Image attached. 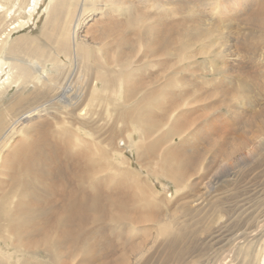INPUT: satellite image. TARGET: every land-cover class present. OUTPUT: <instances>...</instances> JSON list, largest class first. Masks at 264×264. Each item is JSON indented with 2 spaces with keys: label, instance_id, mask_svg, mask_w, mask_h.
Returning <instances> with one entry per match:
<instances>
[{
  "label": "bare ground",
  "instance_id": "obj_1",
  "mask_svg": "<svg viewBox=\"0 0 264 264\" xmlns=\"http://www.w3.org/2000/svg\"><path fill=\"white\" fill-rule=\"evenodd\" d=\"M168 1L0 0V264H146L153 248L150 260L180 261L196 224L180 219L189 201L169 205L171 184L204 195L190 177L207 152L231 162L251 133L264 150V57L252 54L264 48V0ZM147 69L157 72L142 79ZM98 106L122 126L106 125L101 147L87 138ZM223 107L245 127L212 122ZM134 151L154 160L155 181L138 180Z\"/></svg>",
  "mask_w": 264,
  "mask_h": 264
},
{
  "label": "rangeland",
  "instance_id": "obj_2",
  "mask_svg": "<svg viewBox=\"0 0 264 264\" xmlns=\"http://www.w3.org/2000/svg\"><path fill=\"white\" fill-rule=\"evenodd\" d=\"M183 1L173 0L172 2L171 0V2L169 1L168 2L183 5L185 7L198 6L202 8L203 6L205 7L212 6L217 3L231 2L232 0H183ZM194 1H196V3H194ZM46 3L47 0L44 4V7L46 6ZM201 8L199 9L198 15L206 14V12ZM43 9L44 8L42 7L40 11L42 12ZM36 15L38 17L39 12H37ZM233 38L235 39V41L233 42L235 47L236 41H240V40L244 41V39L248 37L245 38V35L243 34L242 35L243 39L241 38L240 35L239 37L235 35ZM259 46L256 47L257 51H255V49L252 50V54L256 53V57L261 59V57H264L263 54L264 48L263 49L260 48L263 45L260 47ZM151 72L153 71H150L149 69L144 71V73H142V79H144L145 75L147 76L152 75L154 72H157V70L155 69L153 73ZM223 76L224 74L218 75L219 78L217 79V81L220 80ZM257 83L261 85V80L257 81ZM260 104H264V98L263 100H261L260 98V100L256 103L255 107L259 109L261 107ZM234 105H237L242 109L247 108V105H244L243 103H240L238 101H236ZM262 107L261 110L264 111V106ZM235 108L236 107H232V108L223 107L221 109H218L217 112H214L217 115V118L214 119L215 114L211 115L212 122H215L216 120V124L220 125L219 126L220 128L224 125L225 127L223 126V130H225L226 132L229 130L228 131L229 133H231L233 129L234 131H236L239 130L241 127H245L247 117L239 118L235 122L231 119L233 115L232 112L233 110H235ZM102 109L103 108L99 106L96 108L95 110L96 117L93 116L94 118L92 119L91 127L89 126L90 129L88 128L87 131L90 132L91 134L90 136L87 134L88 139L91 140L93 139L96 142L102 141L100 142L101 144L100 147L103 145L105 137L108 135L107 134L108 132L104 130L106 125L109 127V129L111 128L110 126L116 127V129H120L122 127L121 124H119L118 126L116 121H114L113 118L110 119L109 116L105 115L104 117L101 118L100 112H102ZM106 117L109 119H107ZM97 127H99V129ZM247 129L252 130L249 128ZM251 134L249 136L251 140L250 143L248 144L250 146H247L246 148L241 149L240 151L235 150L232 156L230 157V159H232L231 162L223 160V158L219 157V155L217 156L216 155L217 152L214 151V149L207 152L201 163V168L196 173H194V175L190 177V182L192 183L195 182L197 183V185L202 183L203 185L205 184L209 185V189L204 193V195L203 194L201 195L199 189L197 190V186L194 187L195 191L192 190L189 191L188 188L186 187L184 190L179 191L177 193L176 187L171 184L170 191L171 193L172 192L173 193L172 194L170 193L172 197L169 205L176 206V203H174L176 200H179L178 204L181 202L184 203L185 200L189 201L192 204V205L189 204L190 207V209L188 210L189 215L180 214V219L181 221L185 220L188 223L190 222L196 224V228H192L193 230L190 229L187 230L188 235L187 238L184 239V242L186 241L185 242L186 244L184 243L185 245H183V247H185L184 249L186 252H184L181 255L180 257L181 260L180 261L177 260V262L171 261L170 263L167 264H192V261L194 259L195 261H193V264H222V262H225L227 259L228 261L226 262H228L229 264H231V261L232 264L233 263L254 264V255L256 254L255 255L256 258L258 252H261L260 248H262L264 245L263 243L264 242V150L261 149V137H262L261 134L260 136L257 137L254 136L251 137ZM135 136L138 140L139 134L137 133L135 134ZM118 137L123 140L125 139L123 138L124 135H120ZM214 138H217V136L215 135ZM175 141L179 142V137H176ZM116 146H118L117 143ZM227 146L228 145H226L225 147ZM118 148L124 149L125 147L118 146ZM209 156L210 158H208ZM215 156L216 159L214 158ZM130 157L133 158L132 169L134 170L135 168H138L137 171L134 170L135 172H137L136 174L138 176L137 177L138 180H139V175L148 177L151 182L156 180V177H154L155 175L152 172V164L154 162L153 159L149 158L148 160H146L144 162L145 166H143V164L137 163L135 151L134 154L132 153V155H130ZM85 162L88 163V161ZM208 164L210 167L208 166ZM115 166H117V168H121V167L123 168V165L121 166V164L119 165L117 164ZM128 174L130 176L129 178L131 180H134V176H132L134 175V172ZM71 181L73 183L74 188H76L75 187L76 182L74 183L72 178ZM163 181L164 180H162V182ZM132 182H134V184L135 183L137 184V182L135 181ZM139 185H142V183H139ZM156 187L160 193H163L162 188L158 186ZM82 188L86 191L87 190L90 191L88 184L84 183ZM91 189L94 190L92 185H91ZM202 196H205L206 198ZM201 200H203L202 204L201 206H198V201ZM169 207L170 206H168V208ZM198 207H200L198 215L197 213H194L192 215L193 213L192 211L193 210L195 211ZM215 208L218 210H215ZM193 216H196L194 217L195 219H193ZM208 218H212L210 219L212 221V224H210L209 226L210 229L208 230V232H203V233L199 232L198 229H200L202 222H205ZM199 221L200 223H198ZM159 243L160 241H158L157 244L155 243V241H152L151 238H148L147 248L157 246L159 245ZM154 249L155 248L152 249V252L149 251L148 253L146 252L147 255H145L144 258H143L144 254L143 256L140 255L141 259L143 258L142 262H145L146 264H165L163 261H158L155 259L150 260L152 258V254L156 252V250ZM243 249H248L249 254L248 253L246 254L245 252L241 254L240 251H242ZM201 251L202 253H204L203 255L200 254ZM249 260L251 261V263Z\"/></svg>",
  "mask_w": 264,
  "mask_h": 264
}]
</instances>
